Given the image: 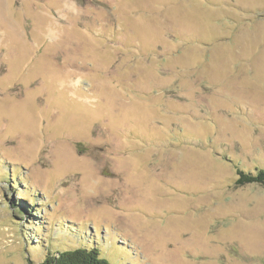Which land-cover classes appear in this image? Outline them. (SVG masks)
Returning a JSON list of instances; mask_svg holds the SVG:
<instances>
[{
  "label": "rangeland",
  "instance_id": "obj_1",
  "mask_svg": "<svg viewBox=\"0 0 264 264\" xmlns=\"http://www.w3.org/2000/svg\"><path fill=\"white\" fill-rule=\"evenodd\" d=\"M238 168L264 169V0H0V264H264Z\"/></svg>",
  "mask_w": 264,
  "mask_h": 264
},
{
  "label": "trees",
  "instance_id": "obj_2",
  "mask_svg": "<svg viewBox=\"0 0 264 264\" xmlns=\"http://www.w3.org/2000/svg\"><path fill=\"white\" fill-rule=\"evenodd\" d=\"M237 174L238 178L236 184L238 186L247 183H259L264 185V169H257L256 172L253 173L238 168ZM101 250L96 246H79L77 248H69L55 252L49 251L47 252L44 261L40 264H111L106 258H104L106 255L101 253Z\"/></svg>",
  "mask_w": 264,
  "mask_h": 264
}]
</instances>
